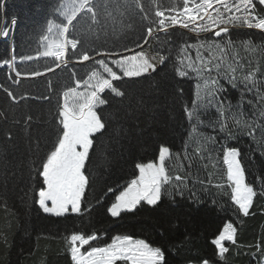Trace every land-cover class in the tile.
Returning a JSON list of instances; mask_svg holds the SVG:
<instances>
[{
  "label": "snow or ice",
  "instance_id": "snow-or-ice-1",
  "mask_svg": "<svg viewBox=\"0 0 264 264\" xmlns=\"http://www.w3.org/2000/svg\"><path fill=\"white\" fill-rule=\"evenodd\" d=\"M153 11L145 10L144 0H56L52 15L46 21L40 36V47L35 55H22L20 62L37 61L44 58L47 62L43 70L33 69L22 73L15 71V77H9L13 83H19L21 77H40L46 73L55 74L56 70H67L68 83L64 85L62 102L58 101L54 122L51 124V135L54 139L44 144L43 155L40 154V136L36 140V167L29 174V179L37 184L35 203L38 210L44 214L68 218L91 216L96 206L104 209L105 216L113 222L122 220L126 215H135L142 209L154 210L163 203L165 192L171 196L170 188L179 195L187 187L189 172H179L173 168L170 161H175L179 167L181 153H173L169 146L161 143L158 156L148 162H137L134 165L135 174L123 185L108 187L103 197H96V206H85L86 191L90 187L89 176L86 175V163L90 159L97 134L107 131L108 121L103 117L105 106L111 107L114 100H123L127 96L121 82H134L139 78H150L158 72V65H165L166 55L149 56L143 48L150 39H158L160 33L168 36L171 29L182 28L195 35V41L183 40L175 48V71L178 77L186 78L193 75L197 81L195 97L191 106L184 105L179 113L180 118H187L190 126L189 139L198 136V126L205 124L201 115L210 108H215L217 118L209 119L207 126L216 128L225 138L235 139L233 128H238L247 135H255L257 101L264 104V68L258 61L253 67L251 58L240 55L241 50L255 54L257 50L264 56V44L257 45L248 38H234L233 29L258 30L264 37V0H149ZM138 13L136 19L141 21V31L134 41V48L128 44L118 47H105L107 40L101 39V33L107 35L108 26L101 20L104 12L105 20L115 15L113 9L121 16L129 12ZM91 17L86 27H78L82 19ZM13 18L11 23L16 24ZM99 25V27H97ZM135 30L133 22L126 25ZM116 26H112L115 31ZM203 34L210 37L201 38ZM2 35L7 36L8 31ZM171 39L170 37H168ZM175 46V45H174ZM134 49H140L135 51ZM17 57L3 60V64L15 67ZM178 65V66H177ZM79 70H84L79 75ZM238 73H240L238 75ZM258 73L260 79H258ZM225 81L232 89L240 88L239 102L233 105L227 96ZM52 87V81H47ZM9 100L18 104L29 98L27 94L13 92L4 88ZM182 88L174 90V94L183 95ZM251 95L254 99H247ZM51 93L41 94L38 99L49 100ZM247 103L253 109L251 119H244L242 105ZM233 113V124L223 119L225 110ZM258 115L264 118V106L259 107ZM32 117L23 122L24 131H28ZM9 143H15V136L6 133ZM212 146L217 143L214 136L204 137V142L197 141L192 154H189V143L184 144L183 159L188 161L187 168L191 170L193 161L197 158L211 159ZM222 160L225 166L224 183L212 184L209 173L206 180H198L202 186L214 187L229 197L230 208L236 217L222 218V226L212 233L211 239L205 237L206 248L203 252H189L186 264H229L233 247L236 254L246 247L245 254L256 258L257 264H264V238L259 242L241 245L238 242L237 222L241 217L256 215V201L264 200V176L257 177V184L246 181L245 168L241 163V152L236 147L221 145ZM207 167V165H205ZM195 196V193H192ZM107 198V199H105ZM193 204H200L193 200ZM215 204L216 201L213 200ZM196 210H199L198 208ZM264 214V204L260 206ZM106 233L101 229H93L90 233L72 231L65 237V252L70 264H170L169 256L173 249L179 252L176 243L168 247V243L154 246L146 239L134 238L131 235L117 234L105 242L99 241ZM190 244L186 239L179 242Z\"/></svg>",
  "mask_w": 264,
  "mask_h": 264
},
{
  "label": "trees",
  "instance_id": "trees-1",
  "mask_svg": "<svg viewBox=\"0 0 264 264\" xmlns=\"http://www.w3.org/2000/svg\"><path fill=\"white\" fill-rule=\"evenodd\" d=\"M164 2L167 3L168 0ZM55 4L56 0H0V264H70L65 252V237L72 231L90 233L93 229H101L106 233L98 242L100 246L105 242L110 243V238L117 234L146 239L154 246L167 242L171 248V244L176 243L180 251L172 250L170 264H186L188 248L193 252L197 249L203 252L206 248L205 237L211 239L212 233L222 226V218L236 219L233 211L223 210L231 207L227 195L207 184L202 189L197 182L206 180L209 173L213 177V185L225 182L222 178L225 166L221 145L240 149L247 182L258 187L257 177L264 176V118L258 115L259 107L264 104L257 101V128L254 137L234 127L235 139L225 138L219 132L218 125L215 129L207 126L209 119L217 118L215 108H210L201 115L205 124L198 126L199 135L189 139V123L186 117L180 118L179 113L184 105L190 107L195 97L197 81L193 75L178 77L175 67L169 62V82L136 87L128 82L121 83L127 96L123 100H114L110 108L105 106L102 115L108 121L107 131L103 135L97 134L90 159L86 163L85 172L89 176L90 187L86 191L85 206H96V197H103L108 187L123 185L131 179L136 171L135 163L155 160L161 143L169 146L173 153H181L180 164L183 167H179L175 161L169 163L173 168H179V172H174V175L189 172L183 195L170 188L172 195L165 192L159 208H145L115 222L106 217L104 209L99 206H96L91 216L71 215L68 218H58L46 215L38 210L35 203V192L39 186L29 179V174L36 167L37 158L34 153L37 151V136H40L41 155L46 151L45 142L54 139L50 126L54 122L57 103L62 102V92L64 85L68 83L69 73L67 70L57 69L55 74L21 77L18 84L13 83L9 77H15L16 70L22 73L33 69L43 70V65L47 62L44 58L39 62H20L18 58L22 55H35L40 47V36L46 21L55 18L52 15ZM144 4L145 10L151 14L153 8L149 0H144ZM113 11L115 15L108 16L106 20L104 12H101V20L108 26L107 35L101 33V39L107 40L104 46L122 48L128 44L130 48H134V41L142 27L141 21L136 19L138 13L135 8L127 16H121L118 10ZM13 18L17 21L16 25L11 23ZM90 20V16L82 19L78 27H86ZM129 20L133 22L135 30L126 26ZM113 25L116 26L115 31L112 30ZM5 30L9 32V37L3 39L2 33ZM163 36L166 35L160 34L159 38ZM170 36H175L180 43L183 40L195 41V37L181 31L171 32L167 37ZM233 36L237 39L251 36L257 45L264 44V37L257 30H233ZM158 39H150L143 49ZM13 55L17 57L15 67L4 65L3 60H10ZM240 55L246 59L251 58L253 67L259 61L264 68V56L259 50L255 54L241 50ZM78 72L79 75L84 74V70L78 69ZM49 80L52 81V87L47 85ZM221 83L225 81L221 80ZM225 86L228 91L223 95L236 105L239 102L240 88L232 89L226 83ZM4 88L18 95L27 94L29 98L14 104L7 97ZM180 88L184 90L183 95L174 94V90ZM42 93H51L49 100L38 99ZM247 99L254 98L248 95ZM242 110L244 119L252 118L253 109L247 103L242 105ZM236 111L235 107L226 109L223 119L230 125L233 124V113ZM28 116L32 117V127L26 132L23 122ZM7 132L13 133L15 143L8 142ZM206 136L217 139L214 146L209 142V146L215 149L211 152V159L205 153V159L194 160L189 170L188 161L183 159L184 144L186 141L189 143L188 152L192 154L197 141L204 142ZM193 192L195 196L192 195ZM193 200L201 203L193 204ZM213 200L216 201L215 204ZM261 204H264V200L256 201L255 216L241 217L242 223L237 222L239 244L246 246L264 238ZM186 239L191 243H179ZM239 251L240 254L237 255V250L233 247L229 264H257L256 258L245 254L249 251L246 247Z\"/></svg>",
  "mask_w": 264,
  "mask_h": 264
},
{
  "label": "rangeland",
  "instance_id": "rangeland-1",
  "mask_svg": "<svg viewBox=\"0 0 264 264\" xmlns=\"http://www.w3.org/2000/svg\"><path fill=\"white\" fill-rule=\"evenodd\" d=\"M5 37L7 36H4V38ZM8 37H9V32H8ZM170 38L171 39H169L167 36L160 37L157 42L149 44L147 48L143 49V51H145L149 56H158L162 54L168 56V60L166 61L165 65H158V72L152 74L150 78L146 79L142 77L135 80L134 82L129 81L128 83H131L132 87H136L139 85L150 86L153 84L169 82L171 80L168 64L170 62L172 63L173 66L175 65V56H176L175 48L178 47L180 41L175 36H170ZM121 83H125V82H121Z\"/></svg>",
  "mask_w": 264,
  "mask_h": 264
},
{
  "label": "built area",
  "instance_id": "built-area-1",
  "mask_svg": "<svg viewBox=\"0 0 264 264\" xmlns=\"http://www.w3.org/2000/svg\"><path fill=\"white\" fill-rule=\"evenodd\" d=\"M233 30H245V29H233ZM175 31H181V32L187 33V34H189V35L195 37L194 34L188 32L187 30H184V29H182V28H179V27L174 28V29H171V30L169 31V33H171V32L173 33V32H175ZM257 31H258V30H257ZM169 33H168V34H169ZM160 34H164V33H160ZM160 34H159V35H160ZM210 35H211V34H203L201 38H203V37H208V36H210Z\"/></svg>",
  "mask_w": 264,
  "mask_h": 264
},
{
  "label": "water",
  "instance_id": "water-1",
  "mask_svg": "<svg viewBox=\"0 0 264 264\" xmlns=\"http://www.w3.org/2000/svg\"><path fill=\"white\" fill-rule=\"evenodd\" d=\"M16 25V24H15ZM7 37H8V35H7ZM7 37H5V38H3V39H6Z\"/></svg>",
  "mask_w": 264,
  "mask_h": 264
}]
</instances>
